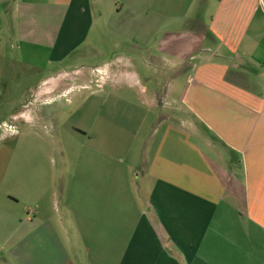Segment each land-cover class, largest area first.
<instances>
[{
  "label": "crops",
  "instance_id": "0c3cea01",
  "mask_svg": "<svg viewBox=\"0 0 264 264\" xmlns=\"http://www.w3.org/2000/svg\"><path fill=\"white\" fill-rule=\"evenodd\" d=\"M158 61L189 71L183 107L121 149L111 114L155 107ZM83 90L74 164L54 125L49 163H0V264H264V0H0V143Z\"/></svg>",
  "mask_w": 264,
  "mask_h": 264
},
{
  "label": "rangeland",
  "instance_id": "374dc122",
  "mask_svg": "<svg viewBox=\"0 0 264 264\" xmlns=\"http://www.w3.org/2000/svg\"><path fill=\"white\" fill-rule=\"evenodd\" d=\"M193 14L195 13L193 12ZM201 14L204 13L201 12ZM188 26L189 25H187L186 28ZM182 31L184 30L181 29V31H176L174 35L180 36L182 34L181 36H183L184 34ZM160 36L163 37L161 32L155 35V39L158 40ZM195 37H196L195 35L189 36V38H191L192 41H194ZM195 41L198 47L202 46L203 43L200 41V39H197ZM159 44H160L159 42L155 41V48H158L157 46ZM99 61L100 60H98V57H96L95 55L94 56L89 55L84 59L80 57H77L76 59L75 58L69 60L67 59V61H65L62 65L66 64L70 66V68H74L78 66L80 67L81 64L87 66L88 64H93ZM131 62L137 66L135 67L136 70H138L139 72H144V75L147 76L144 71L143 65L140 66L139 60L137 61L132 60ZM157 66H158V70L155 71V75L152 77L155 83V94H156L155 107L146 108V106L139 105L141 98L138 95L137 88H135L134 90H128V92L124 94L125 99L131 100L132 106L130 105L127 106L123 103L118 104V107H116L113 110V113L111 114L113 124L108 129V135L112 136L113 139L115 138L117 139V141L120 142L119 145L121 149H126L130 145L132 146V149L138 148L139 138L146 135V132L152 126L154 119H155V134H157L159 130L161 131L162 128L167 125L165 124V122L170 120L171 118L170 116H174V114L172 113L174 111V108H176L177 106L183 107V92L187 84L186 78L188 76L189 71L181 70L179 73H176L175 69L166 71L163 67L162 62L160 61H158ZM70 68H66V69L69 70ZM81 74L82 73L79 74L75 73L72 76H70L69 83L72 84L75 82L76 83L85 82L87 79V75L84 77V75ZM91 84L92 86L94 85V83ZM168 85L169 86L171 85V87L169 88ZM151 88L154 89V87ZM5 94L6 93H1V97L3 100L8 99V96ZM87 94H88L87 90H83L80 93H71L68 99L61 100V103L58 104L59 105L58 109L53 111V115L50 118H46L43 121H35L34 126L31 128V130L30 129L28 130V126L23 125V123L21 122L13 123L14 128L18 132H20V134L22 132L23 134L21 136L18 135L19 137L16 136L18 137V139L15 138L17 139V141L15 140L16 141L15 147L14 145L11 146L12 140H10V138L12 134L10 136H6L4 141H2L3 143L2 142L0 143V146L3 149L1 151V154L4 155V159H2L0 163L4 167L6 166L5 172L2 176L4 182H8V181L10 182L11 180L22 181L23 178L22 171L20 172L14 171L13 169L14 165H19V167H22L29 163L32 164L49 163V159L44 158V155L42 154L41 151H43L48 146L43 141V139L49 136L48 134H50L52 130L50 128H52L53 125L55 129H57V131L60 133V139L56 140L57 141L56 146L58 148L61 146L60 148L62 150L67 151L70 154V156H68L66 162L70 163L71 165L74 164V162L76 161V159L74 158L75 152L81 149L80 147L83 144V142L81 143L80 142L81 138L75 135L74 132H72L71 126H73V124H77V119L79 118V115L77 113L74 114L73 110L79 103L83 101H85V107L86 108L88 107V105L93 99L88 98ZM118 94L120 95L122 93L119 92ZM86 98H88V100H86ZM101 99H106L108 101L111 100L110 98L107 99V97L105 96H102ZM112 100H116V99L112 98ZM120 106H125V107H120ZM52 108L54 109L55 107H51L48 109H52ZM42 109L43 112H45L47 110V107ZM28 131L29 132L31 131L32 135ZM191 132L196 133V131H191ZM88 142H89L88 145L98 148L96 140H91ZM191 142L198 143L199 139L195 136H191ZM7 143H9L10 148L13 147V149L11 150V158H7L8 157ZM85 143H87V141H85Z\"/></svg>",
  "mask_w": 264,
  "mask_h": 264
}]
</instances>
